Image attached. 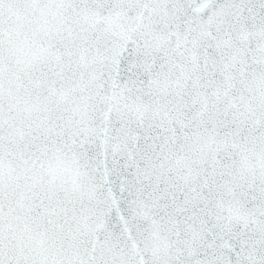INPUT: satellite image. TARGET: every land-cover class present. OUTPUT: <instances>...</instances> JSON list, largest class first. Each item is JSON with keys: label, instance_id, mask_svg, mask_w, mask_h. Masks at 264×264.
Returning a JSON list of instances; mask_svg holds the SVG:
<instances>
[{"label": "snow or ice", "instance_id": "obj_1", "mask_svg": "<svg viewBox=\"0 0 264 264\" xmlns=\"http://www.w3.org/2000/svg\"><path fill=\"white\" fill-rule=\"evenodd\" d=\"M0 264H264V0H0Z\"/></svg>", "mask_w": 264, "mask_h": 264}]
</instances>
